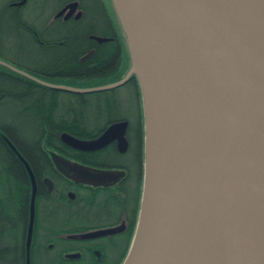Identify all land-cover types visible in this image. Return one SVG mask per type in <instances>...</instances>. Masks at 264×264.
<instances>
[{"label": "water", "instance_id": "obj_1", "mask_svg": "<svg viewBox=\"0 0 264 264\" xmlns=\"http://www.w3.org/2000/svg\"><path fill=\"white\" fill-rule=\"evenodd\" d=\"M111 4L127 38L126 77L91 89L52 87L94 94L132 76L139 82L145 183L124 264H264V0H161L159 28L138 0ZM78 8L72 2L56 18L68 20ZM115 129L92 142L65 134L64 142L96 150ZM5 140L33 182L30 264L36 184Z\"/></svg>", "mask_w": 264, "mask_h": 264}, {"label": "flooded vegetation", "instance_id": "obj_2", "mask_svg": "<svg viewBox=\"0 0 264 264\" xmlns=\"http://www.w3.org/2000/svg\"><path fill=\"white\" fill-rule=\"evenodd\" d=\"M23 1L0 0V13L5 5L15 7L13 14L19 20L22 15L24 17L23 7H30L28 12L37 11L35 20L39 21L40 28L35 30L33 27H26L22 32L30 40L27 42V50L18 46L22 56L27 59V65L25 62H16L19 58L9 53L8 48H0V52L3 50L0 60L31 77L38 74L43 78L56 80L61 85L62 80L68 77L67 72L58 70L51 64L59 61L62 64L66 60V45L72 43L67 40L68 37H77L82 31V28L80 31L67 29V22L79 20L76 16L80 12L83 16L81 3L76 1L79 3L77 12L65 20V15L59 18L56 16L69 3L49 17L47 5L40 4L36 9L35 0H26L25 4ZM43 1L47 4L51 0ZM104 1L108 20L113 24L104 31L107 35L89 36L100 44L115 41L118 36L108 10L107 3L111 2ZM22 3L24 5L20 7ZM36 45L45 47V62L48 64L44 72L35 70ZM77 51L78 49L74 53ZM123 54L126 63L128 58L125 59V49ZM7 74L15 78L21 77L19 73ZM118 88L124 92L111 95L108 104L95 102L79 107L78 121L71 124L72 130H64L69 129L68 124L66 125L68 122H61L58 123L60 132H47L49 140L54 137L58 144L46 147L43 168H31L36 184L32 242L35 240L37 243V264H124L128 256L141 213L146 132L143 100L137 78L130 77ZM112 127L116 129L110 142L96 150L74 149L64 142L65 134L84 142L97 141ZM64 162L77 169H68ZM13 172L22 174L29 182V191L22 196L25 209L22 215L16 217L17 221L25 224L27 250L33 182L27 169Z\"/></svg>", "mask_w": 264, "mask_h": 264}, {"label": "trees", "instance_id": "obj_3", "mask_svg": "<svg viewBox=\"0 0 264 264\" xmlns=\"http://www.w3.org/2000/svg\"><path fill=\"white\" fill-rule=\"evenodd\" d=\"M57 1L59 3L50 11L52 14L50 13L49 17L62 6L74 1L81 3L83 11V16L79 20L67 22V29L80 31L82 28V31L77 37L75 35L72 38L68 37L67 40L72 43L66 45L68 46L64 54L66 60L62 64L60 61L51 64L58 70L67 72L68 77L62 80L61 85L77 88V84L90 83L89 87H102L121 81L130 70L131 62L128 55L125 63L124 46L117 29L118 36L115 41L109 40L100 44L89 38L90 35H107L104 31L113 24L108 20L105 1ZM43 4L47 5L46 2ZM29 8L26 6L22 8L24 17L22 15L19 20H16L13 14L15 7L5 5L0 13V48H8L9 53L19 58L16 62L21 64L25 62L26 65L27 59L22 56L18 46H22V50H27V42L30 40L22 31L28 26L35 30L40 28V23L28 18ZM43 25L44 23L41 26ZM41 39L44 41L42 36ZM76 49L78 51L74 53ZM34 50L35 60H38L39 64L35 66V70L44 72L48 64L45 62L47 59L45 47L36 45ZM82 58L84 60H81ZM1 62L0 60V264H27L25 224L17 221L16 217L22 215L25 209L23 195H27L29 191V182L22 174L13 172L24 171L26 168L5 138L15 146L33 170L43 168L46 147L58 144L54 137L49 140L48 130L58 131L60 129L58 123L61 122H68L66 125L68 124L69 129L64 130H72L71 124L78 121L79 107L95 102L108 104L110 96L119 92L120 88L94 94L59 91ZM123 66L125 71L122 73ZM7 73H19L21 77L15 78ZM36 249L37 243L34 240L30 248V264H37Z\"/></svg>", "mask_w": 264, "mask_h": 264}, {"label": "rangeland", "instance_id": "obj_4", "mask_svg": "<svg viewBox=\"0 0 264 264\" xmlns=\"http://www.w3.org/2000/svg\"><path fill=\"white\" fill-rule=\"evenodd\" d=\"M35 4L36 5V9L37 7L40 5V4H43L44 1L43 0H35ZM58 1L57 0H53V1H49L47 2V13L48 15L51 13L50 11H52L54 8L57 7L58 5ZM34 5V7H35ZM108 5V10H109V13L116 25V28L118 30V33L120 35V38L122 40V43H123V46H124V49H125V59L128 58V43H127V38H126V35L124 33V30L120 24V21H119V18H118V15L116 14V10L114 9V7L110 4V3H107ZM37 11L36 12H33L32 13V10L28 13V18L31 19V21H34L35 23L39 21H36L35 19L37 18ZM52 14V13H51ZM38 60H35V66H38ZM122 73L125 71L124 70V66L122 67ZM129 72V71H128ZM34 79L38 80V81H41L42 83L44 84H47V85H50V86H66V85H60L58 81L56 80H50L48 78H43L42 76L36 74L33 76ZM89 84V85H88ZM81 83L80 85L77 84V86L74 84V86H76L77 88L76 89H91V88H97V87H89L91 84L90 83ZM96 85V84H95ZM70 87V86H68ZM80 87H87V88H80ZM71 88H75V87H71ZM124 91H120V93H123ZM124 97V96H123ZM126 99V97H124ZM126 102H127V99H126Z\"/></svg>", "mask_w": 264, "mask_h": 264}, {"label": "bare ground", "instance_id": "obj_5", "mask_svg": "<svg viewBox=\"0 0 264 264\" xmlns=\"http://www.w3.org/2000/svg\"><path fill=\"white\" fill-rule=\"evenodd\" d=\"M139 10L149 25L159 28L161 0H138Z\"/></svg>", "mask_w": 264, "mask_h": 264}]
</instances>
